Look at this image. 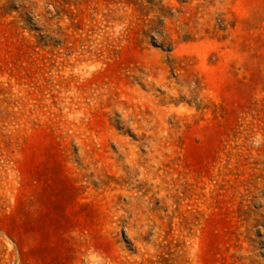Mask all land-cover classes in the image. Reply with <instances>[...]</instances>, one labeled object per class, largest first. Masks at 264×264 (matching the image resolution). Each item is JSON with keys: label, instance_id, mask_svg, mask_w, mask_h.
<instances>
[{"label": "rangeland", "instance_id": "1", "mask_svg": "<svg viewBox=\"0 0 264 264\" xmlns=\"http://www.w3.org/2000/svg\"><path fill=\"white\" fill-rule=\"evenodd\" d=\"M0 264H264V0H0Z\"/></svg>", "mask_w": 264, "mask_h": 264}]
</instances>
